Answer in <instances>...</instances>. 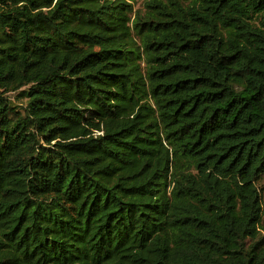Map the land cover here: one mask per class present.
Returning a JSON list of instances; mask_svg holds the SVG:
<instances>
[{"label":"trees","instance_id":"obj_1","mask_svg":"<svg viewBox=\"0 0 264 264\" xmlns=\"http://www.w3.org/2000/svg\"><path fill=\"white\" fill-rule=\"evenodd\" d=\"M134 1L0 0V264H264V0Z\"/></svg>","mask_w":264,"mask_h":264},{"label":"rangeland","instance_id":"obj_2","mask_svg":"<svg viewBox=\"0 0 264 264\" xmlns=\"http://www.w3.org/2000/svg\"><path fill=\"white\" fill-rule=\"evenodd\" d=\"M144 3H145V0H136L133 2L134 4V8L135 10H140V11H145V8H144ZM14 100V99H13Z\"/></svg>","mask_w":264,"mask_h":264}]
</instances>
